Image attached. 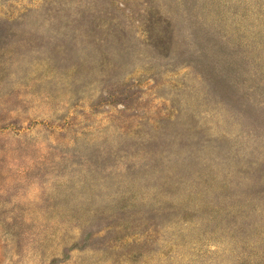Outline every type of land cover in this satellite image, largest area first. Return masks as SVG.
<instances>
[{
    "label": "rangeland",
    "instance_id": "1",
    "mask_svg": "<svg viewBox=\"0 0 264 264\" xmlns=\"http://www.w3.org/2000/svg\"><path fill=\"white\" fill-rule=\"evenodd\" d=\"M0 264H264V0H0Z\"/></svg>",
    "mask_w": 264,
    "mask_h": 264
}]
</instances>
